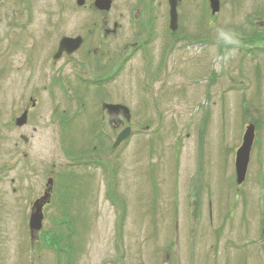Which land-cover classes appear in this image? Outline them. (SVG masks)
Listing matches in <instances>:
<instances>
[{
  "label": "rangeland",
  "instance_id": "obj_1",
  "mask_svg": "<svg viewBox=\"0 0 264 264\" xmlns=\"http://www.w3.org/2000/svg\"><path fill=\"white\" fill-rule=\"evenodd\" d=\"M95 1L0 0V264H264V0H219L215 13L210 0H179L173 32L168 0H111L108 10ZM90 28L89 43L110 46L88 53L102 71L125 40L144 47L120 58L115 75H83L113 79L101 95L89 84L79 96L80 48L55 64L50 55L62 35ZM31 96L36 108L14 126ZM101 97L132 113L117 147L116 129L96 135ZM56 106L66 122L49 119ZM250 123L256 140L239 185L235 153ZM44 236L58 238V255Z\"/></svg>",
  "mask_w": 264,
  "mask_h": 264
},
{
  "label": "flooded vegetation",
  "instance_id": "obj_2",
  "mask_svg": "<svg viewBox=\"0 0 264 264\" xmlns=\"http://www.w3.org/2000/svg\"><path fill=\"white\" fill-rule=\"evenodd\" d=\"M118 27H119V25L115 22L114 23V28L116 30H118ZM115 29L113 30V32L112 31L107 32V34H114L116 32ZM97 31H98L97 28H94V29L90 28L89 31H86V32L84 31L81 34H77V35L72 36V37H76V36H82L83 37L82 45L79 47L80 49L78 48L79 50L75 52V55L77 54V52L79 53V55L82 53V56H80V57L78 56L77 57L78 59H80V61H78V64H77L78 65L77 69H78V71L80 73H82L81 74L82 78L79 80V83H78V85L76 86V89H75L76 94L79 95V96H81L80 95V92L81 93L82 92H85L84 89L89 84H93L94 86H96V89H100L97 92H98V94L100 92V95H101V93H102L101 91H103L104 88H106L110 84V82L112 81V79H113V78H111L112 76H106L105 74L101 75L100 77L98 76V78H96V79H92L91 77L86 78V76H88V73H89V75L90 74H94L95 72H93V71H97V73H98V71H101L102 73H104L105 70H106V72H108V74L109 73L112 74L115 71L116 64L120 61V58H121L122 61L124 60V62H125L126 61V58L128 56H130V54L133 51H135L139 47V45L142 46V47H144V45L138 43V41L126 43V40H125L123 42V44H121V47L119 49L120 50V53L118 54L119 57L118 56H117V58H115L114 56L110 57L109 61H107V63L103 66V68L105 70H103V71L101 70L102 69L101 68V64L94 66L91 63L93 65L92 67H94V69H93L92 67H90L91 64L88 63L89 61H91V59L89 58V54L88 53L89 52L93 53L94 54L93 57H96L98 55H105L104 50H103V46L108 47L107 52H109V48H110L109 44L106 41L102 40V39L100 41H98L96 44L89 43L90 34L91 35L92 34L93 35L94 34H97ZM43 35L44 36H47L46 34H43ZM63 36H65V35H62L59 38L58 45L56 44L53 47L52 51H51V55L50 56H51V59H53L52 60L53 64H55V61L57 60V58L55 56H56V54L59 51L60 40L62 39ZM46 39H47V37H45V40ZM88 44H90V45H88ZM84 50H85V53L83 54ZM67 54L68 53H66V52L64 53L63 52L61 55H62V57L63 56H67L68 57ZM69 56H71V55H69ZM29 64H30V68H31L30 74L32 76L33 75H35V76L37 75L38 76L39 70L41 68L40 65L34 63V60L33 61H30ZM48 64H49V62H48ZM44 71H45L44 74L46 76H47V73H49L48 74L49 83L52 82V84H54L56 82L57 83L59 82L56 75H51V73L49 71H47L46 68L44 69ZM83 75H86V76L83 77ZM112 75H115V74H112ZM56 87H57V91L58 92L63 93L64 91H66V87L64 88V86L62 84H59L58 83ZM31 88H32V90L30 91V95H32L31 92L32 91L34 92L37 89V87H31ZM43 88L47 89L48 86L47 85H44ZM82 94H84V93H82ZM104 97H106V96H104ZM104 97L97 98V102L99 104H101V108L99 110V113L97 111L96 114L100 118V120L98 121V125H100L102 129L96 135H98L101 139H109L110 136L113 137L112 134L114 133V130L115 129H116L115 131H117V135H116V137H117L118 134L122 131V129H124V127H126V117H124L123 115H120V117L117 118L115 121H110V117H109V114H108V110L107 109H104V103H108V102L103 101V100H105ZM51 98H53V96ZM36 104H37V99L34 96L33 97L31 96L30 104H26V106L24 108H22L21 115L24 114L25 115V119H29L30 116H31V114H32L31 112H33V110L36 108ZM58 109H59L58 106H56V107L53 108L51 114L49 115V119L50 120H55L56 119V120H59V121L61 120V122H66L67 121L66 113L65 114L64 113L58 114L59 113L58 112ZM102 110H103V112H102ZM57 117H59V118H57ZM18 118L19 117H14V121H11V124H13L14 126H17L16 124H17ZM106 122L111 127V129L113 130L112 133H108L107 131H105V130H107L104 127V124ZM64 124L65 123H62V126H64ZM33 129H34V131H36V127H34ZM22 138H23V140L25 142L28 141V138H26V136L22 135ZM255 140H256V138H255ZM255 140H254V142H255ZM241 143H242V140H241L239 146L241 145ZM15 146H18L17 141H15ZM13 150H14V154L16 155L15 157L17 159V162H18V153H19L18 148L17 147H13ZM26 153H25V156L26 155L28 156V154H26ZM109 168H110V166H109ZM43 194H44V191H42V193H41L40 196H42Z\"/></svg>",
  "mask_w": 264,
  "mask_h": 264
},
{
  "label": "water",
  "instance_id": "obj_3",
  "mask_svg": "<svg viewBox=\"0 0 264 264\" xmlns=\"http://www.w3.org/2000/svg\"><path fill=\"white\" fill-rule=\"evenodd\" d=\"M170 5V29L172 31H176L178 29V12L177 6L179 0H168ZM78 4L84 5L85 0H77ZM112 4L111 0H96L95 6L100 9L108 10ZM211 10L213 13L217 12L220 8L219 0H210ZM83 38L78 36L76 38L63 37L60 42L59 51L56 55V58H59L63 52H67L68 54L76 51L82 44ZM104 107L107 108L109 112L110 121H115L120 115L126 117L127 120L131 119V110L129 107L123 104H108L105 103ZM26 121L25 115L22 118L17 120L18 125L24 124ZM130 127H126L124 130L116 138L114 143V147H117L123 140H125L130 134ZM255 138V125L250 123L245 131L243 137V143L237 151L236 155V182L241 184L244 182L248 170V165L250 161V154L252 145ZM53 180L49 179L47 183L46 194L43 198L35 201L34 206L32 208V213L30 216L29 226L32 234L35 231H39L42 228L43 223V206L48 201V198L51 195Z\"/></svg>",
  "mask_w": 264,
  "mask_h": 264
},
{
  "label": "trees",
  "instance_id": "obj_4",
  "mask_svg": "<svg viewBox=\"0 0 264 264\" xmlns=\"http://www.w3.org/2000/svg\"><path fill=\"white\" fill-rule=\"evenodd\" d=\"M47 238H49L48 244L51 245L57 251V253H60L62 250V246H61L60 242H58V238H56V237L53 239H51V237H47ZM51 240H53V241H51Z\"/></svg>",
  "mask_w": 264,
  "mask_h": 264
},
{
  "label": "clouds",
  "instance_id": "obj_5",
  "mask_svg": "<svg viewBox=\"0 0 264 264\" xmlns=\"http://www.w3.org/2000/svg\"><path fill=\"white\" fill-rule=\"evenodd\" d=\"M222 35H223V34H222ZM231 42L238 43V41H237V40H235V39H233Z\"/></svg>",
  "mask_w": 264,
  "mask_h": 264
}]
</instances>
